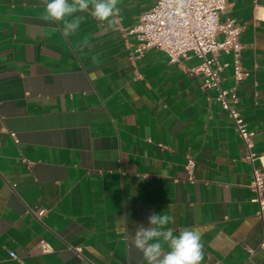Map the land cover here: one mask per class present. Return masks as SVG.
Segmentation results:
<instances>
[{"label": "crops", "instance_id": "obj_1", "mask_svg": "<svg viewBox=\"0 0 264 264\" xmlns=\"http://www.w3.org/2000/svg\"><path fill=\"white\" fill-rule=\"evenodd\" d=\"M155 1L118 0L110 24L90 7L65 34L40 19L43 0H0V264H147L133 241L153 212L176 235L201 232L202 264H264L247 148L192 73L201 60L136 53L129 31ZM228 1L246 76L221 53L222 87L236 89L264 172V0Z\"/></svg>", "mask_w": 264, "mask_h": 264}, {"label": "built area", "instance_id": "obj_2", "mask_svg": "<svg viewBox=\"0 0 264 264\" xmlns=\"http://www.w3.org/2000/svg\"><path fill=\"white\" fill-rule=\"evenodd\" d=\"M228 0H156L153 7L143 13L136 27L129 31L135 35L139 44L136 53L157 49L165 52L172 64L191 55L201 63L192 73L203 77V89L214 91L216 99L234 121L236 131L247 148L246 161L252 166L251 190L255 193L253 202L259 207L258 217L264 225V172L256 166L259 159L255 153L254 134L251 133L238 109L239 98L236 89L222 87V73L230 66L221 63V53L233 57L236 81L244 79L246 73L242 67L243 44L242 27L235 21L222 22V15L228 10ZM15 137V135L13 134ZM196 163L189 159L186 165L188 179L195 182ZM41 219L47 214L45 209L31 211ZM39 249L43 254L52 252L49 243L42 241ZM264 251V239L261 243ZM11 258L17 259L15 252Z\"/></svg>", "mask_w": 264, "mask_h": 264}, {"label": "clouds", "instance_id": "obj_3", "mask_svg": "<svg viewBox=\"0 0 264 264\" xmlns=\"http://www.w3.org/2000/svg\"><path fill=\"white\" fill-rule=\"evenodd\" d=\"M44 12L40 19L45 22H63L65 34L78 31L81 17L87 12L100 22L109 24L119 11L118 0H43ZM148 226L141 225L134 237V247L142 253L147 264H202L204 259L202 234L196 228H185L174 234L168 227L174 218L168 214L153 212L147 218ZM167 248V250H165Z\"/></svg>", "mask_w": 264, "mask_h": 264}]
</instances>
